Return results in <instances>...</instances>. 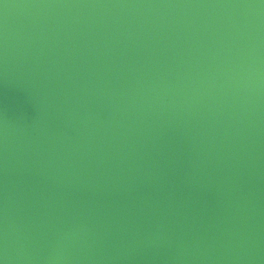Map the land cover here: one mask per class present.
I'll return each instance as SVG.
<instances>
[{"label":"water","instance_id":"95a60500","mask_svg":"<svg viewBox=\"0 0 264 264\" xmlns=\"http://www.w3.org/2000/svg\"><path fill=\"white\" fill-rule=\"evenodd\" d=\"M0 264H264V0H0Z\"/></svg>","mask_w":264,"mask_h":264}]
</instances>
